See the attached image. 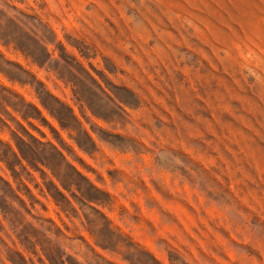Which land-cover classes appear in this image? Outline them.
Returning a JSON list of instances; mask_svg holds the SVG:
<instances>
[{
    "label": "rangeland",
    "instance_id": "1",
    "mask_svg": "<svg viewBox=\"0 0 264 264\" xmlns=\"http://www.w3.org/2000/svg\"><path fill=\"white\" fill-rule=\"evenodd\" d=\"M0 264H264V0H0Z\"/></svg>",
    "mask_w": 264,
    "mask_h": 264
}]
</instances>
